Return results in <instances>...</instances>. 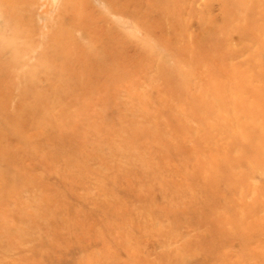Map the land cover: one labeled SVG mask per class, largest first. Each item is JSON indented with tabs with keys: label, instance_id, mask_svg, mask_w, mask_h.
Returning <instances> with one entry per match:
<instances>
[{
	"label": "rangeland",
	"instance_id": "obj_1",
	"mask_svg": "<svg viewBox=\"0 0 264 264\" xmlns=\"http://www.w3.org/2000/svg\"><path fill=\"white\" fill-rule=\"evenodd\" d=\"M261 247L264 0H0V264Z\"/></svg>",
	"mask_w": 264,
	"mask_h": 264
},
{
	"label": "bare ground",
	"instance_id": "obj_2",
	"mask_svg": "<svg viewBox=\"0 0 264 264\" xmlns=\"http://www.w3.org/2000/svg\"><path fill=\"white\" fill-rule=\"evenodd\" d=\"M223 264H264V248L255 249L245 255H239L234 260L224 259Z\"/></svg>",
	"mask_w": 264,
	"mask_h": 264
}]
</instances>
